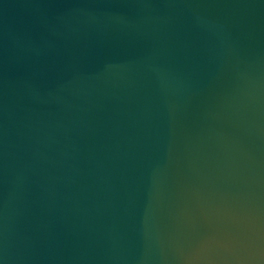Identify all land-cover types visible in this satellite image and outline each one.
Instances as JSON below:
<instances>
[{
	"label": "water",
	"instance_id": "obj_1",
	"mask_svg": "<svg viewBox=\"0 0 264 264\" xmlns=\"http://www.w3.org/2000/svg\"><path fill=\"white\" fill-rule=\"evenodd\" d=\"M0 264H264V0H0Z\"/></svg>",
	"mask_w": 264,
	"mask_h": 264
}]
</instances>
